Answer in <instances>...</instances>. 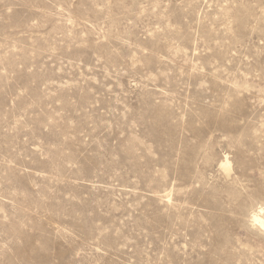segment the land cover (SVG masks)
<instances>
[{
    "label": "rangeland",
    "instance_id": "rangeland-1",
    "mask_svg": "<svg viewBox=\"0 0 264 264\" xmlns=\"http://www.w3.org/2000/svg\"><path fill=\"white\" fill-rule=\"evenodd\" d=\"M264 0H0V264H264Z\"/></svg>",
    "mask_w": 264,
    "mask_h": 264
},
{
    "label": "bare ground",
    "instance_id": "bare-ground-1",
    "mask_svg": "<svg viewBox=\"0 0 264 264\" xmlns=\"http://www.w3.org/2000/svg\"><path fill=\"white\" fill-rule=\"evenodd\" d=\"M259 209H260V207H259ZM253 216H255V219H253ZM252 220H253L254 224H255L260 230H262V231L264 232V228H261L260 225L256 222L257 220H259V221H264V214H261V213H260V210H259L258 212L253 213V215H252Z\"/></svg>",
    "mask_w": 264,
    "mask_h": 264
},
{
    "label": "snow or ice",
    "instance_id": "snow-or-ice-1",
    "mask_svg": "<svg viewBox=\"0 0 264 264\" xmlns=\"http://www.w3.org/2000/svg\"><path fill=\"white\" fill-rule=\"evenodd\" d=\"M259 210L261 214H264V200H262ZM253 219H255V216H253ZM256 222L260 225L261 228H264V221L257 220Z\"/></svg>",
    "mask_w": 264,
    "mask_h": 264
}]
</instances>
